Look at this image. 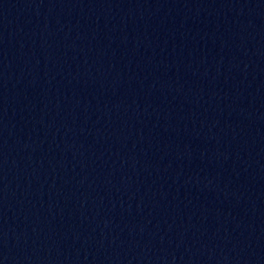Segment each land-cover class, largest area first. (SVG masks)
Segmentation results:
<instances>
[{"label": "water", "instance_id": "1", "mask_svg": "<svg viewBox=\"0 0 264 264\" xmlns=\"http://www.w3.org/2000/svg\"><path fill=\"white\" fill-rule=\"evenodd\" d=\"M0 264H264V0H0Z\"/></svg>", "mask_w": 264, "mask_h": 264}]
</instances>
